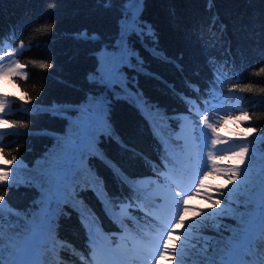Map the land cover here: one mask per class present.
<instances>
[{
	"label": "trees",
	"instance_id": "16d2710c",
	"mask_svg": "<svg viewBox=\"0 0 264 264\" xmlns=\"http://www.w3.org/2000/svg\"><path fill=\"white\" fill-rule=\"evenodd\" d=\"M20 43L28 76L0 133V264L33 245V264H106L103 243L156 235L144 178L180 169L183 125L199 149L214 92L224 121L249 117L232 137L247 155L188 224L180 260L227 264L245 246L234 264H264V0H0V52Z\"/></svg>",
	"mask_w": 264,
	"mask_h": 264
},
{
	"label": "rangeland",
	"instance_id": "374dc122",
	"mask_svg": "<svg viewBox=\"0 0 264 264\" xmlns=\"http://www.w3.org/2000/svg\"><path fill=\"white\" fill-rule=\"evenodd\" d=\"M24 47L23 43L9 45L0 52V133L11 129L4 122L2 114L11 109V98L19 94L16 80H24L28 76L18 59ZM203 111L204 117L198 131V150L189 126L183 125L178 133L182 149L175 159L180 169L168 172L169 177L175 180L165 176L161 179L151 176L144 178V181L151 183L148 190L152 198L167 211L159 208L156 213V218L166 222L164 231L154 239L147 237L146 243L120 234V243L113 247L122 258L117 264H182V255L188 256L184 249H187L189 242L186 232L190 221L201 209L214 210L219 205V189L232 180L238 181L234 171L245 160L247 150H236L232 137L241 132L245 118L224 121L231 106L219 92H214ZM147 246L153 248L148 249ZM28 251V246L19 250L22 262H27ZM238 258L239 255H236L232 262ZM103 259L106 264H111L106 254ZM102 264L105 263L102 261Z\"/></svg>",
	"mask_w": 264,
	"mask_h": 264
},
{
	"label": "clouds",
	"instance_id": "9594fccd",
	"mask_svg": "<svg viewBox=\"0 0 264 264\" xmlns=\"http://www.w3.org/2000/svg\"><path fill=\"white\" fill-rule=\"evenodd\" d=\"M245 119H248L249 117H244ZM0 157H2V153H0Z\"/></svg>",
	"mask_w": 264,
	"mask_h": 264
}]
</instances>
